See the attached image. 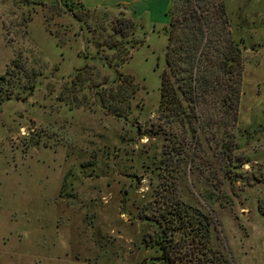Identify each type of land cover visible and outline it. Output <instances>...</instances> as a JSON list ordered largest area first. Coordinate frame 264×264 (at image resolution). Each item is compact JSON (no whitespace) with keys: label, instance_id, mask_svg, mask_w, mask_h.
I'll use <instances>...</instances> for the list:
<instances>
[{"label":"rangeland","instance_id":"374dc122","mask_svg":"<svg viewBox=\"0 0 264 264\" xmlns=\"http://www.w3.org/2000/svg\"><path fill=\"white\" fill-rule=\"evenodd\" d=\"M224 4L229 63L241 71L236 121L202 123L196 140L185 132L193 157L175 182L182 200L215 218L213 244L223 239L235 264H264V0ZM170 7L0 0V75L11 69L0 84V264H155L157 228L140 215L164 143L156 125ZM121 17L135 22L132 35L113 30ZM85 65L84 80L72 83ZM115 69L137 86L124 118L104 113L96 91ZM207 109L204 122L225 121ZM227 137L230 157L221 148Z\"/></svg>","mask_w":264,"mask_h":264},{"label":"trees","instance_id":"16d2710c","mask_svg":"<svg viewBox=\"0 0 264 264\" xmlns=\"http://www.w3.org/2000/svg\"><path fill=\"white\" fill-rule=\"evenodd\" d=\"M72 16L78 21L75 12ZM167 16L165 67L160 73L156 125V132L164 135V143L154 195L142 206L140 219L157 228L151 242L159 250L151 258L155 264H235L223 239L219 240L220 246L212 242L213 215L182 200L175 182L180 163L193 157L185 147V132L196 140L202 123L219 128L236 121L241 71L229 63L233 39L224 0H171ZM115 24L116 33H134L135 22L130 18L121 17ZM112 46H116L115 41L109 43ZM134 46L131 43V48ZM12 64L24 70L20 57L13 59ZM88 69V65L79 68L71 82L84 80ZM10 71L6 69L0 75L1 85ZM115 72V79H105L104 85H96V91L100 90L98 99L104 113L124 118L137 86L132 75L117 69ZM30 83L25 87L28 91L33 88ZM208 107L221 111L225 121L216 124L209 115L204 122ZM221 146L222 153L230 157L234 149L231 138H224Z\"/></svg>","mask_w":264,"mask_h":264}]
</instances>
